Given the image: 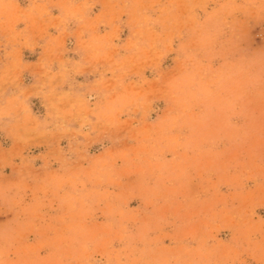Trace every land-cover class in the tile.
<instances>
[{"label": "rangeland", "instance_id": "1", "mask_svg": "<svg viewBox=\"0 0 264 264\" xmlns=\"http://www.w3.org/2000/svg\"><path fill=\"white\" fill-rule=\"evenodd\" d=\"M0 264H264V0H0Z\"/></svg>", "mask_w": 264, "mask_h": 264}]
</instances>
